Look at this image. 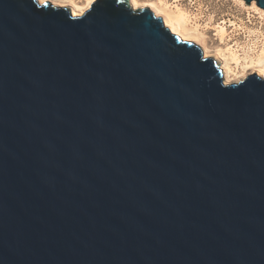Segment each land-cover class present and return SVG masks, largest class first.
Returning <instances> with one entry per match:
<instances>
[{
  "label": "water",
  "instance_id": "obj_1",
  "mask_svg": "<svg viewBox=\"0 0 264 264\" xmlns=\"http://www.w3.org/2000/svg\"><path fill=\"white\" fill-rule=\"evenodd\" d=\"M0 264H264V73L128 0H0Z\"/></svg>",
  "mask_w": 264,
  "mask_h": 264
},
{
  "label": "bare ground",
  "instance_id": "obj_2",
  "mask_svg": "<svg viewBox=\"0 0 264 264\" xmlns=\"http://www.w3.org/2000/svg\"><path fill=\"white\" fill-rule=\"evenodd\" d=\"M40 2V0H38ZM50 1L55 6L68 7L72 16H80L86 9H88L95 0H84L83 5H79L76 0H44ZM43 2V3H44ZM130 6L134 9L150 8L156 16H161L163 23L170 29L173 34H176L185 41H192L202 48L204 57H212L218 62L220 68L223 70V79L225 83H235L243 78L252 70L255 74L262 76L264 73V35L260 31H249L257 42H261L262 46L257 50L254 40L251 45L247 44V49L243 48V54H240L237 48L240 46H232L228 44L231 36L227 29V21L219 22L212 25L206 22L204 25L199 23L201 18V7L196 8V13H190L177 4H172L167 0H128ZM243 4L242 0H239ZM255 2V1H254ZM254 2L250 7L254 12L260 14L264 19V10L260 9ZM41 3V2H40ZM194 4V3H193ZM200 4V3H199ZM212 21L211 18H209ZM228 27H233V30H245L244 26L229 21ZM212 30L215 32L214 36L218 37L220 44H226L227 47L218 48L211 54V50L207 46L206 31ZM232 30V32H233ZM206 32V33H205ZM259 37H262L259 39ZM259 39V40H258ZM237 43V42H236ZM234 45V44H233ZM245 47V46H244ZM242 48V47H241Z\"/></svg>",
  "mask_w": 264,
  "mask_h": 264
},
{
  "label": "rangeland",
  "instance_id": "obj_3",
  "mask_svg": "<svg viewBox=\"0 0 264 264\" xmlns=\"http://www.w3.org/2000/svg\"><path fill=\"white\" fill-rule=\"evenodd\" d=\"M172 4H177L189 11L190 13H196L195 9L201 7V18L199 19V23L204 25L206 22L215 25L222 21H227V29L229 35L231 36L230 41H228L229 45L232 46H240L237 48L240 54H243V48L247 49V44L251 45L252 40L256 41V37L251 36L252 34L249 32L251 30L260 31L264 35V19L260 14L254 12L250 7L251 4H240L239 0H167ZM79 5L84 4V0H76ZM254 2V1H253ZM194 3V4H193ZM200 3V4H199ZM255 3V2H254ZM261 9V8H260ZM212 21H210V19ZM229 21H233L234 23L240 24L244 26L245 30H233V27H228L230 24ZM233 30V32H232ZM207 32V33H206ZM206 44L211 50V54H213L218 48L227 47L226 44H220L218 37L214 36L215 32L212 30L206 31ZM254 38V39H253ZM262 37H259V39ZM258 39V40H259ZM237 42V43H236ZM234 44V45H233ZM245 46V47H244ZM262 46V43L259 41L256 44L257 50H259ZM242 47V48H241ZM218 64V62H217ZM219 65V64H218ZM254 73L252 70L249 71L248 74ZM247 74V75H248ZM246 75V76H247Z\"/></svg>",
  "mask_w": 264,
  "mask_h": 264
},
{
  "label": "snow or ice",
  "instance_id": "obj_4",
  "mask_svg": "<svg viewBox=\"0 0 264 264\" xmlns=\"http://www.w3.org/2000/svg\"><path fill=\"white\" fill-rule=\"evenodd\" d=\"M40 2H41V3H43V2H44V0H40Z\"/></svg>",
  "mask_w": 264,
  "mask_h": 264
},
{
  "label": "clouds",
  "instance_id": "obj_5",
  "mask_svg": "<svg viewBox=\"0 0 264 264\" xmlns=\"http://www.w3.org/2000/svg\"><path fill=\"white\" fill-rule=\"evenodd\" d=\"M133 2H134V0H133Z\"/></svg>",
  "mask_w": 264,
  "mask_h": 264
}]
</instances>
